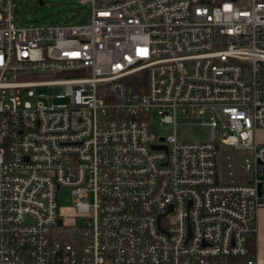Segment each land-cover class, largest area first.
Masks as SVG:
<instances>
[{
  "label": "built area",
  "instance_id": "built-area-1",
  "mask_svg": "<svg viewBox=\"0 0 264 264\" xmlns=\"http://www.w3.org/2000/svg\"><path fill=\"white\" fill-rule=\"evenodd\" d=\"M17 1L0 0V264H258L264 0H78L75 24L18 23ZM179 117L210 138L179 141ZM222 147L249 179L219 180Z\"/></svg>",
  "mask_w": 264,
  "mask_h": 264
},
{
  "label": "rangeland",
  "instance_id": "rangeland-1",
  "mask_svg": "<svg viewBox=\"0 0 264 264\" xmlns=\"http://www.w3.org/2000/svg\"><path fill=\"white\" fill-rule=\"evenodd\" d=\"M18 23L33 22L38 24L78 23L89 20L90 9L82 6L78 0H19L16 3ZM33 89V88H30ZM28 89L21 91L18 96L29 100L32 104L35 97L27 96ZM36 94L55 95L63 91V86H41L34 89ZM47 104L45 99H42ZM151 125L160 135L169 132V126L160 122L156 114L151 116ZM211 130L202 126L195 119L178 118L176 137L179 141H206L210 138ZM257 138L264 143V129H259ZM252 176L243 167V152L232 147H222L218 151V177L221 182H244ZM73 199L71 189L62 187L57 192V211L59 214H73ZM77 223H83L81 218H75ZM64 229V227H60Z\"/></svg>",
  "mask_w": 264,
  "mask_h": 264
},
{
  "label": "trees",
  "instance_id": "trees-1",
  "mask_svg": "<svg viewBox=\"0 0 264 264\" xmlns=\"http://www.w3.org/2000/svg\"><path fill=\"white\" fill-rule=\"evenodd\" d=\"M62 227V226H61ZM56 233L61 235L59 238L63 242L73 243V239H80L82 237V228L80 226L75 227H64L61 229L60 227H56ZM255 250L254 242L251 241L248 243V254L250 255ZM245 257H229L225 260L227 264L241 263Z\"/></svg>",
  "mask_w": 264,
  "mask_h": 264
},
{
  "label": "crops",
  "instance_id": "crops-1",
  "mask_svg": "<svg viewBox=\"0 0 264 264\" xmlns=\"http://www.w3.org/2000/svg\"><path fill=\"white\" fill-rule=\"evenodd\" d=\"M256 222L257 236L255 241H253L255 250L253 253L250 254V257L255 259L258 264H264V206L259 207V209L257 210Z\"/></svg>",
  "mask_w": 264,
  "mask_h": 264
},
{
  "label": "water",
  "instance_id": "water-1",
  "mask_svg": "<svg viewBox=\"0 0 264 264\" xmlns=\"http://www.w3.org/2000/svg\"><path fill=\"white\" fill-rule=\"evenodd\" d=\"M154 148H155V149H159V148H162V146H158V145H157V146H154ZM57 225H58V226H61V225H62V221H61V219H58V221H57Z\"/></svg>",
  "mask_w": 264,
  "mask_h": 264
}]
</instances>
